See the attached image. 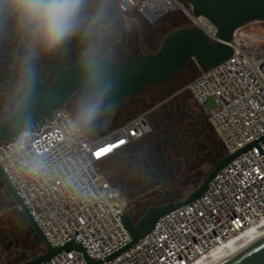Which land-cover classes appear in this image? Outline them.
Masks as SVG:
<instances>
[{
	"label": "built area",
	"instance_id": "2783aa9c",
	"mask_svg": "<svg viewBox=\"0 0 264 264\" xmlns=\"http://www.w3.org/2000/svg\"><path fill=\"white\" fill-rule=\"evenodd\" d=\"M113 1L150 23L181 11L189 25L215 38V26L183 0ZM255 23L262 29L238 28L232 56L187 86L228 154L264 134V22ZM151 132L149 111L92 136L59 109L48 122L0 144V163L51 244L76 238L92 258L102 259L131 240L117 216L127 210L116 201L124 194L102 164ZM120 140L126 143L101 154ZM252 148L220 170L201 197L162 216L153 231L103 264H195L263 221L264 153ZM47 264L88 263L81 251L69 250Z\"/></svg>",
	"mask_w": 264,
	"mask_h": 264
},
{
	"label": "water",
	"instance_id": "95a60500",
	"mask_svg": "<svg viewBox=\"0 0 264 264\" xmlns=\"http://www.w3.org/2000/svg\"><path fill=\"white\" fill-rule=\"evenodd\" d=\"M183 1L192 6L195 16H204L215 26V38L195 24L177 28L164 37L156 52H140L127 61L114 60L111 56L98 59L97 75L94 79L86 76L82 58H79L55 80L54 87L49 89L51 93L46 97L47 105L41 108L42 113H36L37 115L31 113L34 110L31 109L30 103L26 102L12 117L0 121V144L14 141L24 131L42 122H48L55 110L61 108L75 91L83 96L103 94L102 112L105 116L102 117V129L108 133L116 118V109L124 104L128 97L143 94L151 85L168 84L171 78L186 70L190 63L201 71L216 67L232 56L234 49L231 42L238 28L255 22H264V0ZM59 89H61L60 93ZM263 140L264 134L232 154L220 158L215 156L216 165L206 175L204 182L192 190L187 198L180 199L172 195V201L149 206L137 220L128 210L118 213L117 216L131 236V240L102 259L92 258L82 242L76 238H71L58 246L51 244L0 163V182L3 191L13 200L44 248V252L20 264H47L55 255L69 250L81 251L88 264L106 263L153 231L162 216L201 197L210 188L209 183L217 173L238 155L246 153L249 148L253 149L254 145L258 153L263 154L264 150L261 146ZM195 168H190V171H194ZM201 173L202 170L192 172L181 184L188 183L193 177L201 176ZM165 178L167 179V175ZM168 186L170 188V184ZM215 264H264V234L255 237Z\"/></svg>",
	"mask_w": 264,
	"mask_h": 264
},
{
	"label": "flooded vegetation",
	"instance_id": "af4514ba",
	"mask_svg": "<svg viewBox=\"0 0 264 264\" xmlns=\"http://www.w3.org/2000/svg\"><path fill=\"white\" fill-rule=\"evenodd\" d=\"M85 30H88V35L85 34ZM26 44L27 37L18 28L15 20L8 17L2 19L0 23V121L12 117L26 102H29L31 109L34 110L31 113H42L41 108L47 105L45 104L46 97L51 93L49 89L54 87L55 80L74 65L77 59L82 58L83 51L89 46L94 48L97 60L111 56L114 60L127 61L140 52H149L143 44L140 24L136 18L123 13L113 0H87L82 13V30L60 47L50 51H40L39 58L33 62L30 82L27 87L21 88V71ZM182 77L179 75L174 77L177 80L173 84L170 83L172 78L166 85H151L143 94L137 97H128L125 103L116 109V118H123L144 106L149 107L152 132L138 142L140 146L136 150H130L132 151L131 156L137 157V162H133L130 172L138 170L137 173L140 175L138 181L145 182L146 195L161 199L160 202L152 205L172 201V195L179 197L178 195L187 190L189 186H193V190L196 189L204 182L207 175L199 165L190 166L186 176L202 170L201 176L193 177L188 183L181 184L184 179L178 180V177L182 170L177 164L174 165L170 162L165 148L164 141L167 143L173 138L171 127L175 123L173 117L176 114L173 112L172 103H170V108L163 107V104L168 102L169 98L178 99L175 89L181 86ZM60 91L61 89H59V93ZM156 92H158V96ZM82 96L78 91H75L59 109L66 110L76 119ZM158 97L164 98L159 104L156 103ZM196 118L197 123L201 125L199 129L204 127V130H207L204 118L201 115H197ZM96 123L102 125V118L93 124ZM153 146L161 148L165 161L163 169L151 159L156 155L154 151L152 152ZM226 155H228L227 150L223 148L217 157ZM192 167H196L194 171H190ZM112 179L124 194L123 189L127 187L125 180L114 177ZM0 185L2 186L1 182ZM2 192L4 193L3 186Z\"/></svg>",
	"mask_w": 264,
	"mask_h": 264
},
{
	"label": "rangeland",
	"instance_id": "374dc122",
	"mask_svg": "<svg viewBox=\"0 0 264 264\" xmlns=\"http://www.w3.org/2000/svg\"><path fill=\"white\" fill-rule=\"evenodd\" d=\"M140 24L139 20L136 19ZM141 28V26H140ZM249 29L253 31L261 30V25L258 23H253L249 25ZM142 33V28H141ZM143 38V34H142ZM144 44V43H143ZM193 65V64H192ZM194 66V65H193ZM195 68L196 70H193ZM193 68L189 69L185 75H183V80L181 86L175 89L178 93V99H170L169 101L163 104V107L170 108V103H172L173 112L176 114L173 117V121L175 122L171 127L172 135L178 137H189V135H193L198 132L197 138H195L198 143V147L194 148L195 161L194 165H199L200 168L204 171L205 174H208L216 165L215 156H217L216 147L214 143L211 141L212 136H215L216 142L218 145L224 146L222 141L219 137L215 134L214 129L212 128L211 124L207 120L205 111L202 106L195 102L191 93L187 90L188 84L195 79V77L199 74V68L194 66ZM181 77V75H179ZM177 78H173L170 83H175ZM164 98L158 97L157 102L159 104ZM149 109L148 106H144L142 109H138L133 111L130 115L123 117V118H115L113 125L110 127V130L119 126L123 121L127 118L131 117L132 115L147 112ZM193 115H201L204 118L207 130H204V127L201 126L200 123H197L196 116ZM153 121V119H151ZM154 124V121H153ZM155 125V124H154ZM81 126V125H80ZM82 129L86 131H90V135L92 136H101L106 134L103 129L102 125L99 123L92 124L88 128H84L81 126ZM165 145L166 142L164 141ZM140 146V143H135V145L131 146L130 149H126L125 152L120 155L119 153L110 157L106 162L102 164V167L105 169L106 172L110 175V177L114 178H124V172H128L130 167L133 165V162H137L136 156H131L130 150H136L137 147ZM225 148V146H224ZM203 150L202 157H197L199 151ZM118 155V156H117ZM116 156V157H115ZM184 158L182 160L181 166V173L178 177V180H182L186 176V172L190 166L188 156L186 152H184ZM115 157V158H114ZM190 157V156H189ZM174 171V170H173ZM113 180V179H112ZM193 186H189L187 190L180 193L178 196L180 199H185L193 190ZM127 198V197H126ZM124 195H121L116 201L122 206L127 208V200ZM0 264H15V261L18 259V255L20 251L10 247L9 249L4 246L3 239H10L17 241L18 239H24L26 234L24 225L22 221H24L20 210L16 207L13 200L9 197L7 193L2 192V186L0 185ZM19 218H23L22 221ZM27 222V221H26ZM18 242V241H17ZM18 250V251H17Z\"/></svg>",
	"mask_w": 264,
	"mask_h": 264
},
{
	"label": "clouds",
	"instance_id": "9594fccd",
	"mask_svg": "<svg viewBox=\"0 0 264 264\" xmlns=\"http://www.w3.org/2000/svg\"><path fill=\"white\" fill-rule=\"evenodd\" d=\"M87 0H0V20L8 17L15 20L18 28L27 37L22 64L20 87H27L33 73V62L40 51H50L62 46L82 30V13ZM88 35V30H85ZM86 76L97 75V55L92 46L82 53ZM102 95L82 96L76 122L88 128L105 116L102 112Z\"/></svg>",
	"mask_w": 264,
	"mask_h": 264
},
{
	"label": "trees",
	"instance_id": "16d2710c",
	"mask_svg": "<svg viewBox=\"0 0 264 264\" xmlns=\"http://www.w3.org/2000/svg\"><path fill=\"white\" fill-rule=\"evenodd\" d=\"M133 16L136 19H138L140 22V26L142 28V34H143V43H144L146 50L149 52H156L159 49L161 42L164 39V37L167 34H169L171 31H173L177 28H180V27L188 26L190 24V21L188 20V18H186V16L181 11L169 13L155 23L148 22L139 14H134ZM193 67L194 66L190 63L188 65V68L186 70L182 71L180 73V75L181 76L185 75V73ZM193 70H196V69L193 68ZM200 73H201V70L199 69V74ZM199 74L196 77H198ZM156 95L157 96L159 95L158 92H156ZM136 115H138V114L132 115L131 117L127 118L120 125L124 124L125 122H127L131 118L135 117ZM197 135H198V132L195 133L194 137H192L193 135L191 134L187 138L182 137V136L176 137L173 135V138L169 142L166 143L165 148H166L169 160L172 164H174V165L177 164V166L179 168H181L182 160L184 158V156H183L184 152H186L190 156V157L188 156L189 164L192 165L194 163L195 158H196L195 155H193L194 148L198 147V143H197V141H195L196 140L195 138H197ZM212 137L213 138H211V141L214 143V146L216 147L217 154H219L223 150L224 146L218 145L216 142L215 136H212ZM139 141H137L135 143H138ZM135 143L132 144L131 146L135 145ZM131 146H129V147H131ZM128 148H126V149H128ZM126 149H124L123 151H125ZM199 150H201V149H199ZM153 151L156 153V155L154 158L151 157L152 161L157 162V165L163 169L165 166V161L163 158L161 148L159 146L158 147L153 146L152 152ZM122 152H120V153H122ZM149 152H150V150H149ZM197 153H198L197 157H202L203 150H201ZM103 170L110 177V175L108 174V172L105 171L104 168H103ZM131 171L132 172H130V169H129L128 172L127 171L124 172V178L123 179L125 180L127 187H124L123 190H124L125 197H127L126 198L127 202H128L127 210L134 217V219L137 220L138 218H140L145 213L146 209L150 205H152L156 202H160L161 199L152 198V197H149L148 195H146V191H147L146 189L147 188L145 187V182L142 180L138 181V179L140 177L139 173H137L138 170H131ZM110 179L112 180L111 177H110ZM0 210H1V205H0ZM22 217H23V215H22ZM19 219L22 221L21 218H19ZM23 220L24 221H22V223L24 225V228H25V231L27 234L24 239L20 238L17 240L18 242L14 241V240H10V239H3V244L8 249L10 247H12V248L15 247V249H18L19 251H20V249L22 250V251H20V254L18 255V259L15 261V264H20L26 260L31 259L32 257L44 252V248H43V245L41 244L40 240L34 234V231L32 230V228L30 226H28L26 220L25 219H23Z\"/></svg>",
	"mask_w": 264,
	"mask_h": 264
},
{
	"label": "bare ground",
	"instance_id": "6f19581e",
	"mask_svg": "<svg viewBox=\"0 0 264 264\" xmlns=\"http://www.w3.org/2000/svg\"><path fill=\"white\" fill-rule=\"evenodd\" d=\"M110 151L108 152V154ZM264 234V220L254 227L246 230L239 236H236L229 241L225 242L222 246H220L217 250H215L210 255L197 260L195 264H215L218 261L224 259L230 254L242 248L248 242H250L255 237Z\"/></svg>",
	"mask_w": 264,
	"mask_h": 264
},
{
	"label": "snow or ice",
	"instance_id": "6c2138e0",
	"mask_svg": "<svg viewBox=\"0 0 264 264\" xmlns=\"http://www.w3.org/2000/svg\"><path fill=\"white\" fill-rule=\"evenodd\" d=\"M123 143H126V141L125 140H120L117 144H108V145H105V148L108 151H111L112 149H114L116 147H119ZM100 151H101V154H103V155H107L108 154V151H104V150H100Z\"/></svg>",
	"mask_w": 264,
	"mask_h": 264
}]
</instances>
